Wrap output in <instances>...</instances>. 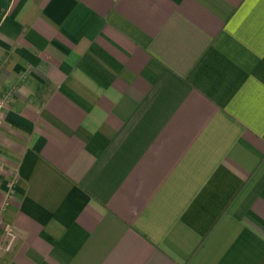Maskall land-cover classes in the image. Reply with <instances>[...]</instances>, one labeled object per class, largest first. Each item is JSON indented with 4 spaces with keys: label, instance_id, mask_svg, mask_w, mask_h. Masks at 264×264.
Instances as JSON below:
<instances>
[{
    "label": "crops",
    "instance_id": "crops-1",
    "mask_svg": "<svg viewBox=\"0 0 264 264\" xmlns=\"http://www.w3.org/2000/svg\"><path fill=\"white\" fill-rule=\"evenodd\" d=\"M0 166V264H264V0H0Z\"/></svg>",
    "mask_w": 264,
    "mask_h": 264
},
{
    "label": "built area",
    "instance_id": "built-area-1",
    "mask_svg": "<svg viewBox=\"0 0 264 264\" xmlns=\"http://www.w3.org/2000/svg\"><path fill=\"white\" fill-rule=\"evenodd\" d=\"M1 173H2V168L0 166V178H1ZM0 224H1V221H0ZM6 238L8 240L7 241L8 243L5 248L7 251H10L13 248L14 244L16 243L18 237L14 230L9 229L6 231Z\"/></svg>",
    "mask_w": 264,
    "mask_h": 264
}]
</instances>
